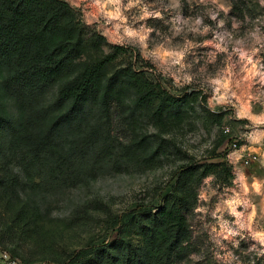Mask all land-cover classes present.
<instances>
[{"label":"rangeland","instance_id":"1","mask_svg":"<svg viewBox=\"0 0 264 264\" xmlns=\"http://www.w3.org/2000/svg\"><path fill=\"white\" fill-rule=\"evenodd\" d=\"M65 1L85 36H103V51L126 47L113 67L138 53L135 67L182 99L156 126L131 90L107 114L87 104L68 115L70 105L56 102L57 83L48 85L34 131L48 135V150L35 158L10 128L0 138L4 170L39 219L27 231L0 216L7 247L0 246V264L67 263L74 249L83 258L85 242L101 245L117 233L100 228L95 215L72 224L78 206L93 198L119 210L135 199L161 203L160 188L186 162L214 167L185 211L190 238L175 264H264V0ZM6 110L17 123L12 100ZM131 136L146 156L124 151Z\"/></svg>","mask_w":264,"mask_h":264},{"label":"trees","instance_id":"2","mask_svg":"<svg viewBox=\"0 0 264 264\" xmlns=\"http://www.w3.org/2000/svg\"><path fill=\"white\" fill-rule=\"evenodd\" d=\"M234 9L242 14L238 2ZM103 40L98 33L84 35L82 24L65 0H0V138L10 128L13 138L35 158L48 150V135L38 136L34 131L36 119L42 115L41 98L54 83L56 102L70 105L68 115L87 104L97 105L107 114L112 101L117 106L123 104L120 94L128 89L134 103L152 114L156 126L164 125L181 95L135 67L138 53L133 57L129 52L125 65L113 67L128 50L115 45L103 51ZM7 100H12L19 112L17 123L6 110ZM141 143L131 136L123 149L135 157L144 156L147 148ZM2 158L0 143V216L27 231L39 227L36 212L15 192L17 178L4 170ZM213 167L214 163L207 162L179 165L160 188L158 204L135 199L119 210L108 201L93 198L78 206L69 218L72 224L95 215L100 228L115 231L117 237L97 246L87 241L83 250H90L83 258L80 250L74 249L67 263L56 259L54 264H175V256L187 248L190 238L185 211L195 203L196 185ZM0 246L7 248L3 241ZM8 252L10 260L17 258L14 250Z\"/></svg>","mask_w":264,"mask_h":264},{"label":"built area","instance_id":"3","mask_svg":"<svg viewBox=\"0 0 264 264\" xmlns=\"http://www.w3.org/2000/svg\"><path fill=\"white\" fill-rule=\"evenodd\" d=\"M249 160H251V158H249V159H245L244 162H245V163H248ZM4 256H5V255H4ZM13 264H14V263H13Z\"/></svg>","mask_w":264,"mask_h":264}]
</instances>
